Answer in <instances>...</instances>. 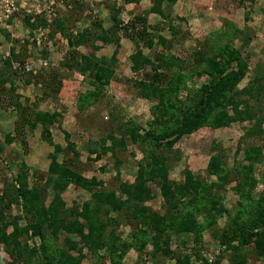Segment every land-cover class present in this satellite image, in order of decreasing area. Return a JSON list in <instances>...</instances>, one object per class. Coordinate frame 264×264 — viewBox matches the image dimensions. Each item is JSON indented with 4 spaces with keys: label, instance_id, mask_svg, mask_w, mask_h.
<instances>
[{
    "label": "trees",
    "instance_id": "16d2710c",
    "mask_svg": "<svg viewBox=\"0 0 264 264\" xmlns=\"http://www.w3.org/2000/svg\"><path fill=\"white\" fill-rule=\"evenodd\" d=\"M76 1H64L66 9H73L71 12L56 10L55 17L45 13L30 15L24 18L23 26L31 33L48 29L49 35L45 38L53 39L59 35L66 42L68 52L60 68L79 74L90 87L78 95V113H88V117L93 114L90 109L96 108L95 113L99 114L105 110L103 105L109 106L107 117L94 116L95 124L86 125V130L94 137V146L87 147L86 143L84 146L88 156L94 155L96 162L110 154L118 169L122 165L119 153H124L128 145H134L141 151L142 159L136 166L132 183L121 182L117 172L114 177L116 187L112 190L105 189L96 177H84L79 167L80 152L69 140V134L63 132L66 148L52 143L49 127L59 123L62 113L35 109L26 117L24 113L28 107L18 103L19 96L13 99L14 79L18 80L14 75L23 72L43 78L47 69L41 65L26 69L25 58H21L23 48L16 52L11 33L2 31L4 39L13 43L0 66V95L7 91L5 84L9 83L8 91L12 93H8L7 106L15 105L23 124H17L15 137L5 133L4 141H0L5 145L18 142L25 155L28 153L26 128L32 132L39 127L41 138L53 147L47 170L40 172L32 185L20 166L21 173L16 178L3 182L0 247L8 254L9 264H82L85 258L96 255L106 246L109 249L107 255L115 259H111L112 264H122L131 253L136 257L134 264H166L170 261L173 264H194L195 261L220 264L226 252L229 253V264L252 263L247 254L264 258V170L259 178L255 176L256 165L264 163V112L246 133L249 138L258 139L260 144L243 150L238 148L236 155L242 152L241 162L228 166L224 158L212 156L209 159L207 176L214 177L215 181L198 178L189 169L184 170L181 183L169 179L171 152L182 138L204 128L216 130L254 121L256 112L252 107L264 100V64L256 68L246 86L237 89L248 71L243 64V52L233 43L240 30L231 24L230 30L222 33L218 30V33L206 36L202 43L197 42L191 48L189 57H181L172 50L190 40V35L173 26L171 13L177 0H150L147 14L157 15L161 20L151 24H148L147 15H135L124 25L118 19L119 10L113 4L107 5L112 11L111 27L104 29L92 22L73 34L75 24L81 19L78 10L82 9ZM124 2L137 3L139 0ZM248 17L246 13L244 19L247 21ZM182 21L186 22L184 18ZM224 23L225 26L229 24ZM165 25L168 36L162 35ZM121 37L133 46L127 62L130 72L137 76L126 78L125 82L134 97L152 103L151 119L144 127L121 113L118 104L105 92L113 81H118L116 73L120 60L117 55ZM246 39L244 42L248 44L250 39ZM97 42L102 47L113 45L116 49L110 56H97L96 51L101 48ZM20 47L25 48L24 45ZM81 47H85L86 52H80ZM156 47L159 49L153 52ZM144 49L149 53H144ZM233 63L236 64L234 69ZM56 74L50 72L47 75L48 81L38 103L48 96L58 95L61 77L57 78ZM30 82L28 79L25 83ZM68 150L72 156L59 162L58 155H66ZM259 185L262 189L256 193ZM70 186L86 192L89 198L77 207L74 204L67 207L62 195ZM229 190L238 198L233 209L224 203ZM49 195L51 198L47 200ZM157 197L162 200L160 211L147 205ZM12 208L19 213L12 216ZM118 217L131 228L127 238H121L117 228L113 227L105 235L111 224H119ZM221 218L225 219L224 227L218 229L216 223ZM20 221H23L22 225ZM214 226L219 254L211 261L199 255L201 246L197 248V245L201 244L203 232ZM60 233L68 235L63 241V249L56 246ZM69 236H77L79 240H71ZM186 237L195 243L189 253L182 248L177 251L172 248L173 238ZM36 239L41 242L38 247ZM27 240L32 242V248L26 244ZM49 246H56L55 250Z\"/></svg>",
    "mask_w": 264,
    "mask_h": 264
},
{
    "label": "rangeland",
    "instance_id": "374dc122",
    "mask_svg": "<svg viewBox=\"0 0 264 264\" xmlns=\"http://www.w3.org/2000/svg\"><path fill=\"white\" fill-rule=\"evenodd\" d=\"M69 0H56L55 4L51 7L52 12L49 16H57L56 10H60V12H71V9H66L64 3ZM77 2L76 0H72ZM93 0H78L80 2V6L82 9L78 10L79 22H77L76 28H73V34L79 32L83 26H85V19L91 18L92 15V7L90 6ZM102 0L101 2H103ZM108 5L112 4V0H106ZM141 1V5L139 7H134L133 10H136V15H147V20L150 23H154L156 21H161L159 17L156 15L155 17L151 14H147L148 12V3L144 0ZM220 1V3H219ZM94 2V1H93ZM137 2V3H139ZM209 2H216L215 6H211ZM135 3V4H137ZM209 4L211 6L209 10H207V5H203V12H201L200 16H196L195 19L197 21L191 25V28L194 30H190V25L188 26V22H183V17H178L174 10L171 13V19L173 22V26L180 28L183 32H187L190 35L189 41H186L185 44L180 45L174 48L172 51L181 56V57H189L192 51L191 48L194 47L197 42L202 43V41L208 35L216 34L219 31L222 33L224 30H230L232 27L231 24H234L238 30H240V34L235 37L233 43L236 48H240V50L244 54V62L248 68L246 77L244 80L237 86V89H241L252 80V76L254 77V72L258 66L264 64V0H200L198 1V5ZM219 3V4H217ZM243 6L241 8H234L231 10L230 6ZM229 6V7H228ZM106 7V6H105ZM230 8V11L225 10V8ZM44 9L40 6V9ZM212 8V9H211ZM198 9V7H197ZM46 8L43 10V13ZM67 10V11H65ZM77 10V9H76ZM130 11V10H129ZM126 14V8L123 10ZM124 13L121 15H124ZM246 13L249 15L247 21L244 19ZM46 14V13H45ZM63 14V13H62ZM120 15V16H121ZM118 16L121 18L124 25L128 24L132 20L127 19L129 16ZM181 19V21H179ZM223 19V20H222ZM231 20V22L229 21ZM235 20V21H232ZM224 21H227L225 26ZM164 22V21H162ZM171 22V24H172ZM233 22V23H232ZM164 24V23H163ZM69 26V25H68ZM20 29H16L14 32V45L16 52H21L22 48L24 53H21V58H25L26 63L29 67H37L43 66L47 69L44 73L45 76L40 78L38 76H30L27 73L18 72V75H14L18 77V80L14 78V85L18 83L16 89L13 91V99H16V96H19L17 99L18 103L22 106L28 107V110L24 113L26 117H28V113L32 110H42V111H53L56 110L62 113L61 119H59V123H55L49 127L52 143L62 144L63 148H66V141L64 140V133L67 132L69 134V140L75 144L76 150L80 152L79 156V167L82 168V174L88 178L96 177L98 180L103 182V186L105 189L112 190L116 187V183L114 182V177L117 172H120V175L125 177V179L132 180L133 174L136 171V166L138 162L141 160L142 153L141 151L134 145H128L129 148L126 149L124 153H119V160L122 161V165L116 169L114 157L110 154H106L99 161H94V155L88 156L87 149H84L85 143L86 146H94V137L92 134L86 130V125L89 123L91 125L95 124L96 118H102L107 116V111L109 106H102L105 110L96 114L97 109H90L89 112L93 113L91 116H88V113H80L76 116L75 111L77 98L80 93H84L86 90H89L90 87L84 82L82 76L73 72L67 71L60 68L61 62L64 60V56H66L68 52V47L66 46V42L63 41L62 37L56 35L53 39L45 38L47 34L49 35V30L44 29L40 32L30 31L26 26H20ZM165 31L162 32L164 36H168V31L166 25L163 27ZM164 30V29H163ZM219 30V31H218ZM43 34V36H42ZM192 34V35H191ZM34 36H40L41 43L39 45L36 44ZM42 36V37H41ZM220 36V35H217ZM48 37V36H47ZM250 41L248 44L247 39ZM245 41V42H244ZM10 42H7L3 39L2 43H0V66H3V61L8 56V48L11 46ZM24 45V47H20ZM97 45L99 43L97 42ZM101 46V45H99ZM116 49L115 46L111 45L110 47L105 46L104 48H100L96 51L97 56H110L113 51ZM159 48H154L153 52L158 50ZM80 52H86L85 47L79 48ZM131 47H127L126 49L120 45L118 49L117 57L120 60L119 69L117 70L118 81L110 84L105 90L106 95L111 96L114 99V102L118 104V107L121 110V113H124L129 118H134L137 123L141 124V126H146V121L150 120L151 117L149 115V109L152 106L151 102L145 101H137L133 100L134 93H132V89L130 90L128 85L126 84V78L132 79V73L128 67V56L130 54ZM47 52L48 54H43ZM144 53L148 54V50L144 49ZM14 63V62H13ZM232 68H236V64H232ZM57 73V78L60 75L61 79V87L58 91V95L55 97L53 95L48 96L47 99L43 101L37 102V100L42 96V88L44 84L48 81L47 75L50 73ZM35 73V72H34ZM30 79L31 82L26 84V80ZM32 83H35L32 84ZM51 85L56 88L55 84L51 82ZM191 85V83H189ZM7 91L10 86L9 83L5 84ZM4 91V94L0 95V140L4 141V134L10 133L11 137L16 136V130L18 128L17 124H23V121L18 117V113L16 111L15 105L13 103L8 104V93H12L10 91ZM107 100V98H106ZM108 101V100H107ZM137 102V103H135ZM154 104V103H153ZM256 112L254 114V121L245 122V123H237L233 124L230 127L213 130L210 128H204L199 130L198 132L186 136L182 138L174 147V150L171 152L172 155L170 161V169H169V179L171 181L181 183L183 180V172L184 170H190L193 174H195L198 178H206L208 182L215 181L214 177L207 176V166L209 159L212 156H218L220 159L224 158V162L228 166H232L235 162L242 161V152L239 155H236V150L239 148L243 150L247 146H258L260 141L256 138H249L246 133L247 130L255 124V120L258 117H261L264 112V100L262 99L257 106L252 107ZM96 114V115H95ZM90 121H87L89 120ZM28 121L30 119L28 118ZM264 126V125H263ZM59 128V129H58ZM63 130V131H61ZM27 137V148L28 153L23 154V147L18 142H12L14 144L12 146H7L3 142L0 141V192L3 188V182L6 180H13L20 173V167H23L26 173V177H28L27 181L30 185L35 181V177L40 172H45L48 168L50 159L49 155L53 153V147L41 138V128H37L32 132L28 131L26 128ZM90 140V141H89ZM97 146V145H96ZM97 150L98 148L95 147ZM58 155V161L61 162L64 158H70L72 155L69 152ZM134 154V155H132ZM93 156V157H91ZM222 160V159H221ZM20 166V167H19ZM103 169V171H102ZM264 170V163L256 167L255 176L258 177ZM207 176V177H206ZM231 186L229 187V189ZM262 189V186L259 185L257 187L256 193H258ZM158 194V190L156 189ZM159 196V194H158ZM51 196L47 197L49 200ZM64 202L67 207H71L73 204L77 207V205H81L84 201L89 198V195L81 190H78L74 186H70L62 195ZM238 200L237 196H235L231 190H229L226 194L225 198V206L227 208L233 209L236 201ZM162 204L161 198L157 197L155 200L147 203L153 210L160 211V207ZM19 210L16 208H12L10 214L12 216L18 214ZM116 216V215H115ZM119 224L117 226L111 224L105 235L108 234L111 227L117 228V233L121 236V238H127L128 232L131 231L130 226H128L123 218L118 217ZM224 218H221L216 223L218 229L224 227ZM23 221H20L19 224L22 225ZM216 226L214 229L206 230L203 232L201 244L197 245V248H200V256L206 259H214L217 255L218 245L217 239L215 238V234L217 232ZM214 230V231H213ZM10 231V229H8ZM68 235L64 233H60L57 237L59 240L56 244L57 248L63 249V241ZM68 238V237H67ZM71 240H79L77 236H69ZM36 246L40 245V241L36 239ZM28 246L32 248V242L27 240L26 243ZM56 246H49L52 250H55ZM81 246V245H80ZM195 246L194 241L192 239L179 238L172 239V248L177 250H181L180 248L185 250V253L190 251L189 249ZM199 250V249H198ZM108 246L104 249L100 250L96 255H91L85 258L82 261V264H112L111 259L108 254ZM148 252V251H146ZM74 253V252H73ZM83 253H87L86 250H83ZM189 253V252H188ZM198 253V252H197ZM76 255V253H74ZM132 257V253L129 257H126L123 260L122 264H134L136 262V257ZM251 256V257H250ZM246 257H250L249 260L252 261L250 264H261L264 262V258H257L255 254H247ZM0 264H9L8 254L4 252L3 247H0ZM115 260V259H114ZM220 264H229V253L226 252L224 256L221 257ZM33 262V261H32ZM36 264V262H33ZM194 263V262H193ZM32 264V263H31ZM166 264H173L172 261L166 262ZM195 264V263H194Z\"/></svg>",
    "mask_w": 264,
    "mask_h": 264
},
{
    "label": "crops",
    "instance_id": "0c3cea01",
    "mask_svg": "<svg viewBox=\"0 0 264 264\" xmlns=\"http://www.w3.org/2000/svg\"><path fill=\"white\" fill-rule=\"evenodd\" d=\"M94 1V2H93ZM92 1V3L93 4H91L90 6L92 7V15H91V18H86L85 19V21H86V24H85V26H87V24H89V23H92V22H97L98 24H100V25H102L103 26V28L104 29H108L109 27H111V25H112V19H111V15H112V11H111V8L110 7H107V1L106 0H104L103 2H101L102 0H93ZM145 2H147L148 3V9L150 8V6H151V3H150V0H144ZM198 1H200V0H177V2H176V4L174 5V7H173V10H174V13L178 16V17H183L187 22H188V26L190 25V30H194V28H191V25H193L196 21H197V19H195L196 18V16H200L201 15V12H203V5H207V10H209L210 9V7L211 6H215V3L216 2H214V3H212V2H209L210 3V5L211 6H208L209 4H202L201 3V5H198ZM219 3H220V1H219ZM219 3H217V4H219ZM112 4L115 6V8L117 9V10H119V14H118V16H120L121 15V13L123 14L124 12H123V10L126 8V14L124 13V15H121V16H129L127 19H131V17L130 16H132V18L136 15V10L134 9L133 10V8L136 6V7H139L140 5H141V1L139 2V3H137V4H135V3H125L124 2V0H112ZM111 4V5H112ZM110 5V6H111ZM106 6V7H105ZM197 7H198V9H197ZM229 7V6H228ZM228 7H226L225 8V10H227V11H230V8H228ZM231 7V10H233L234 8L236 9V8H241V7H243V6H230ZM212 9V8H211ZM130 10V11H129ZM151 15H153L154 17L156 16V15H154V14H151ZM120 16V17H121ZM119 19V21H122L121 20V18H118ZM223 20V19H222ZM230 22H231V20H229ZM232 21H235V20H232ZM192 22H193V24H192ZM233 23V22H232ZM148 24H151V22L150 23H148ZM85 26H83V27H85ZM82 27V28H83ZM163 35V34H162ZM192 35V34H191ZM189 38V37H188ZM190 39H192V37L190 38ZM189 41V40H188ZM99 45H101V43H99ZM120 45L121 46H123L125 49L127 48V47H131V51H130V54L133 52V46H132V44L129 42V40H127L126 38H124V37H121L120 38ZM105 46H108V47H110L111 45H104L103 46V48L105 47ZM101 48H102V45H101ZM129 54V55H130ZM132 75H134V77L132 76V79L133 78H137V76L135 75V74H133L132 73ZM129 79V78H128ZM113 83V82H112ZM32 84H34L35 85V83H32ZM15 85H18V83H15ZM110 86V85H109ZM132 99L133 100H137V101H145L146 102V100H144V99H141V98H136V97H133L132 96ZM148 102V101H147ZM135 103H137V102H135ZM104 111V110H103ZM103 111H101L100 113H102ZM99 113V112H98ZM99 113V114H100ZM107 113V112H106ZM75 114H76V116L78 115V114H80V113H77V111H75ZM105 117H107V116H105ZM105 117H103V118H105ZM128 118H129V116H127ZM133 120H134V118H132ZM136 121V120H135ZM59 129V128H58ZM220 129H223V128H220ZM217 130V129H216ZM61 131H63V130H61ZM65 140V139H64ZM54 143V142H53ZM56 145H60L61 147H63L62 146V144L59 142V144L58 143H55ZM12 145H14V144H10V145H7V146H12ZM82 147H84V146H82ZM132 147H135V146H132ZM127 148H129V146L127 147ZM29 152V151H28ZM90 156V155H89ZM91 157H93V156H91ZM141 159H142V157H141ZM257 166H259V164L258 165H256V167ZM256 167H255V169H256ZM256 171V170H255ZM118 173H119V180L121 181V182H128V183H132V181L134 180V176H135V173L133 174V178H132V180H130V179H125V177H123V176H121L120 175V172L118 171ZM84 176V175H83ZM116 176V175H115ZM84 177H86V176H84ZM86 178H88V177H86ZM91 178V177H90ZM256 178H259V176L258 177H256ZM106 187V186H105ZM104 187V188H105ZM256 191H258L257 189H256ZM261 191V190H260ZM259 191V192H260ZM251 257V256H250ZM250 257H247V259L249 260L250 259ZM259 259H261V257L259 258ZM209 262H211V261H209ZM195 263H196V261H195ZM196 264H198V263H196Z\"/></svg>",
    "mask_w": 264,
    "mask_h": 264
},
{
    "label": "built area",
    "instance_id": "2783aa9c",
    "mask_svg": "<svg viewBox=\"0 0 264 264\" xmlns=\"http://www.w3.org/2000/svg\"><path fill=\"white\" fill-rule=\"evenodd\" d=\"M56 3V0H0V42L4 36L2 31H9L14 38V30L20 29L23 25L24 18L30 15H40L43 10L46 15L51 14V6ZM42 6L44 9H40ZM40 36H34L36 44L41 43ZM30 67L26 65V69ZM219 254V249L217 255ZM209 260L212 261L210 258Z\"/></svg>",
    "mask_w": 264,
    "mask_h": 264
}]
</instances>
